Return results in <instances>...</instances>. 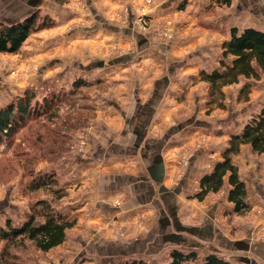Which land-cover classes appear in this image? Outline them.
Instances as JSON below:
<instances>
[{
	"label": "rangeland",
	"instance_id": "obj_1",
	"mask_svg": "<svg viewBox=\"0 0 264 264\" xmlns=\"http://www.w3.org/2000/svg\"><path fill=\"white\" fill-rule=\"evenodd\" d=\"M165 1L44 0V5L33 15L39 29L27 38L17 53H0V111L11 105L17 107L19 103L27 105L31 111L30 116L18 121V127L9 138L0 140V227L6 228L7 220H11L14 226H20L31 214H36L37 221L43 222L44 217L38 213L43 212L44 207L39 205L42 201L55 212L66 216L68 221L74 222V226L66 231L64 243L48 252L38 249L28 238L13 242L0 238V264L98 263L97 257L90 256L85 259L78 257L75 261L77 253L85 249L80 240L88 241L92 246L97 236L104 237L109 232L108 236L118 238L119 231L124 232L128 223L124 221L126 213L122 210L105 212L97 207V203L122 207L130 196L92 195L93 182L80 178L84 163L91 159L92 151L96 152L100 127H111L112 130L114 125L115 128L119 124L122 126V119L118 118L119 109L132 110L138 85L139 89L142 85V94L148 96L154 82L160 80L161 84H165L162 80L166 77L173 81L178 76L181 68H176L174 73H170L169 68L175 64L177 57L180 59L181 53L174 50L171 54L164 49L169 38L181 44L192 33L201 31L207 37L210 35L212 38L216 34L218 38L224 39L234 26L239 31L244 30L246 24H242L243 18L252 23L258 22L251 12L250 17L244 16V13L249 12L247 9L241 12L236 5H222L220 10H211L213 16L222 18L225 15L218 14V11L231 12L233 21L229 17L222 18L221 23L206 28L199 22L201 18H195L201 9L195 6L190 8V0L180 1L178 9L175 7L163 11L160 7ZM255 3L257 6L250 9L264 7V0ZM191 19L197 21L194 23ZM198 23L200 27H197ZM222 53L221 48L220 60L223 58ZM100 62L103 64L100 65ZM193 75L197 80L200 73L195 72ZM180 76L191 83L189 77H192V72L182 71ZM263 79L264 76L259 80L242 78L239 83L230 85L232 87L227 86V92H224L225 87L223 107H218V104L208 106L209 84L194 80L190 89L179 92L178 99H175L177 103L165 106L164 111L162 109L164 121L158 133L164 132L171 123L179 122L178 119L196 113L197 109V116L206 123L216 124L220 120H225L226 124L233 122V129L225 133L230 138V133L240 132L261 111L253 108L233 121L228 116L230 97L234 98L237 105H234V109L244 106L250 102L254 85L258 84L256 82ZM247 83L250 90L246 101L239 99V96ZM260 98L258 95L256 101ZM115 103L121 108H116ZM16 113L19 116L18 111ZM219 127L224 129L228 126L212 127L217 129L216 133L223 134ZM214 130L207 129L204 136L195 135L192 141H188L179 153L180 162L176 160V166L180 168L186 156L205 143L207 146L224 144V138L213 137ZM105 137L113 138L109 135ZM250 150L254 153L251 147ZM238 156L233 158L234 162ZM123 159H115V163L124 162ZM134 159L128 158L125 166H121L124 169H131L134 165L139 167L140 160ZM108 163V167L114 164L112 161ZM172 175L170 186L177 181L181 171L175 170ZM49 179L53 184L45 185ZM39 182H43L42 186L35 188ZM210 197L212 195L199 201L195 196V199L184 201V208L195 214L208 206ZM72 205H77V217L67 211ZM133 211L137 229L144 228L154 218H158L155 207H135ZM241 215L227 216V220L222 222L223 231L243 236L248 227L255 232L257 241H264V206L248 207ZM240 219L244 220L242 224ZM136 237H141V233ZM144 259L147 264H151L150 260ZM168 259H171L170 255L163 256L161 264Z\"/></svg>",
	"mask_w": 264,
	"mask_h": 264
},
{
	"label": "crops",
	"instance_id": "obj_2",
	"mask_svg": "<svg viewBox=\"0 0 264 264\" xmlns=\"http://www.w3.org/2000/svg\"><path fill=\"white\" fill-rule=\"evenodd\" d=\"M180 1L187 2V0H166L160 8L163 11L175 7L178 9ZM256 1L238 0L234 4L232 0L233 4L231 3L229 7L236 5L241 12L247 9L249 12L244 13L245 17H250V12L255 14L254 17L258 22L252 23L251 20L245 18L241 20L242 24H246L244 29L255 28L264 31V7L255 8L256 10L250 9L252 6H257ZM0 2L3 1L0 0ZM188 2L190 8L195 6L201 9L195 18L197 16L201 18L199 22L206 28L215 23H221L222 18L229 17L231 22L233 21L231 12L218 11V14L225 15L222 18H219V15L213 16L214 12L211 10L215 8L220 10V7L224 5L222 2L217 0H190ZM43 5L44 0H4L0 5L2 8L0 21L8 24L24 21ZM191 20L194 23L197 21L196 19ZM201 24L198 23L197 27ZM191 35L181 44H176L177 40H173L174 38H169V42L164 44V49L170 51L171 54L174 50L176 53H181L180 59L177 57L175 64L169 68L170 73L181 68L178 70V76L173 78V81L161 76L165 78L162 80L165 84H161L160 80L154 82L148 96L142 94V85L140 89L138 85L134 93L135 100L132 110L125 111L115 103L116 108H121L118 118L122 119V126L119 124L115 128L114 125L112 130L111 127H100L101 131L99 130L96 138V152L92 151L91 159L84 163L80 178L82 181L87 178V181L93 182L94 193L92 195H130L129 200L122 207H114L109 203H97V207L105 212L114 213L120 210L125 212L124 221L128 223V227L124 232L119 231L120 237L115 239L112 235L108 236L110 232L104 237L97 236L96 243L92 246L90 242L81 239L80 243L85 249L77 253L75 261L78 257L85 259L90 256L99 259V262L95 264H122V260L125 262L133 258L143 260L147 258L151 264H161L163 256L167 254L169 256L172 250H179L184 253L196 252L198 254L197 260L191 264H203V258L211 253L219 254L234 264H264V241H257L252 229L247 227L246 234L243 236H234L222 229V222L227 220V216L238 215L235 212V205L228 201L231 189L228 181L220 192L209 194L212 197L209 198V204L204 210L191 214L186 207L184 208V201L195 199L194 197L200 192L201 179L211 174L216 163L222 160V154L228 147L230 139L229 134L225 133L233 129V122L226 124L225 120H220L216 124L206 123L203 119H199L200 117L197 116L199 112L196 109V113L188 115L187 118H177L179 122L171 123L164 132L158 133L164 121V107L173 104L175 99H178L179 92L187 91L195 81H199V79H194L193 73L208 72L217 68L222 44L230 38L229 35L220 39L216 34L211 38L210 35L207 37L206 33L201 31ZM182 71L192 72V77H189L192 84L189 83L190 81L183 80L180 76ZM256 83L258 84L254 85L250 102L244 106L241 105L238 108L239 111L237 108L234 109L236 104L234 98L230 97L228 116H231L233 121L238 115L243 117L253 108L256 111L264 109V79ZM229 88L226 86L224 92H227ZM258 95L261 98L256 101ZM211 125H214L212 126L214 128L216 125H227L228 127L224 129L219 127L220 132H224L219 134L216 133L217 129L214 130L211 127V130ZM206 128L209 131L214 130V136L212 134L211 136L224 138V144L216 143L207 146L205 143L201 148L192 150L183 160L185 163L179 164L180 168H178L176 160L179 161L182 148L187 145L188 141H192L195 135L204 136ZM106 135L113 136V138L106 139ZM179 141L181 142L176 143ZM241 149L234 163L239 169L241 180L247 187V203L250 208L254 205L264 206V153L254 154L249 146H242ZM120 157H124V162L115 163V159H120ZM128 158H137L141 164L139 167L134 165L131 169L130 167L124 169ZM109 161L114 163L112 167H108ZM175 170L181 171V175L177 177L174 185L170 186ZM144 206L155 207L158 218L156 220L154 218V221L144 228L137 229L133 221L135 216L133 208ZM76 208L77 205H72L67 208V211L77 217L78 209L75 210ZM223 218L225 219L222 220ZM240 222L242 224L244 220L240 219ZM139 233L141 237H136ZM170 263L171 259L164 262V264Z\"/></svg>",
	"mask_w": 264,
	"mask_h": 264
},
{
	"label": "trees",
	"instance_id": "obj_3",
	"mask_svg": "<svg viewBox=\"0 0 264 264\" xmlns=\"http://www.w3.org/2000/svg\"><path fill=\"white\" fill-rule=\"evenodd\" d=\"M217 1L227 6L232 3V0ZM34 14L16 23L8 24L0 21V53H17L27 38L39 29L35 25ZM222 49L223 58L220 60V67L211 72L202 71L199 76V80L209 84L208 106L210 107L214 104L223 107V89L226 86L237 84L242 78L259 80L264 76V31L255 28L239 31L237 28H232L230 38L222 44ZM249 90L250 85L247 83L241 89L239 99L247 101ZM30 114L29 107L23 103H19L17 107L11 105L2 109L0 140L3 137L9 138L18 127V121H22ZM245 145H249L254 153H264V109L248 121L240 132L230 133L228 147L222 154V160L216 163L211 174L204 176L200 181V192L196 195L199 201H203L210 193L220 192L228 181L231 186L228 201L235 205V212L241 215L248 209L247 187L241 180L233 159L239 155L241 147ZM42 183L39 182L35 188L41 187ZM44 184L53 183L49 179ZM39 205L44 207L43 212H38L44 217L43 222L37 221L36 214L29 215L20 226H14L11 220H7L6 228L0 227V238L6 242L28 238L44 252L64 243L66 231L74 226V222L55 212L45 201ZM169 255L170 264H187L198 258L195 252L184 253L179 250H172ZM122 264H147V262L133 258ZM203 264L234 263L211 253L203 258Z\"/></svg>",
	"mask_w": 264,
	"mask_h": 264
},
{
	"label": "water",
	"instance_id": "obj_4",
	"mask_svg": "<svg viewBox=\"0 0 264 264\" xmlns=\"http://www.w3.org/2000/svg\"><path fill=\"white\" fill-rule=\"evenodd\" d=\"M100 65H102V64H100Z\"/></svg>",
	"mask_w": 264,
	"mask_h": 264
}]
</instances>
